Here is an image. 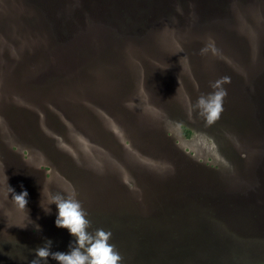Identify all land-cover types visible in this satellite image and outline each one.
I'll return each mask as SVG.
<instances>
[{
    "label": "trees",
    "instance_id": "1",
    "mask_svg": "<svg viewBox=\"0 0 264 264\" xmlns=\"http://www.w3.org/2000/svg\"><path fill=\"white\" fill-rule=\"evenodd\" d=\"M148 3H139L136 7L132 4L128 7L131 4L129 1H101L100 5L105 7L103 19L109 25L106 34V39L110 43L109 48L100 51L99 47L87 42L76 43L71 51L69 65L65 68H55L52 64L53 59L49 62L51 53L49 56L47 53H38L32 59L34 62L42 61L43 70L39 80H33L30 75L23 78L19 75L20 71L18 74L15 72L12 78L14 83L16 79L19 86L24 88L26 99L24 109L18 108L11 101L0 102V119L24 117L31 134H42L43 128L55 132L69 131L65 128V121L70 123L76 121L80 130L102 138L111 156H123L124 161L120 165L114 164L111 171L115 173L110 176L120 178V184L115 186L119 192L114 191L119 201L121 193H125L123 199L125 203H122L131 207H128L129 211L125 210L124 214L132 218L135 216L136 205L140 203L139 200L138 202L135 200L140 197L133 196L138 189L142 192L146 189L143 185L137 184L136 180L148 182V192L163 188L165 191L177 192L173 190V187L179 185L175 174L172 175L162 168L152 170L136 155L139 152L143 157L156 156L160 138L172 137L166 125L168 120L166 112L177 111L175 113L183 116L184 120L189 119L186 117L184 101L174 99L175 88L189 90L193 88L191 93L196 95L198 88H211L213 82L227 77L230 78V83L224 84L225 88L236 90L251 82L253 83L251 88H261L262 95L257 89L249 98L255 101L259 97L262 101L264 95V77L259 81L257 75L250 76L257 68H261L264 73V57L261 55V52L264 54V32L260 31V27L264 29V3L255 0L252 6L254 16L259 20H244L234 16L230 27L226 23L227 16L216 21L210 15L203 17L199 15L195 19L189 18L187 22L175 24V18L182 13L196 14L187 10L192 6L191 0H169L167 5H162V0H158L152 11V3L147 6ZM219 3L217 12L221 9L223 11L224 7L230 4L224 0H220ZM158 12L163 14L162 18L157 15ZM77 16L80 25L85 27L87 24L82 22L80 13ZM238 22H246L248 23L246 27L250 28L252 25L254 28L258 26V30L255 29L260 32V38L256 36L253 38L248 31L246 35L240 37L235 31V28L241 25ZM166 24L182 25L181 28H176L168 27ZM201 30L206 33L202 34ZM228 30L236 33L225 37ZM212 31L218 33V38L208 39L207 36ZM47 34L61 44L67 43L73 36L67 29L48 30ZM257 51L260 52V56L256 55ZM10 53L12 50H6L2 55L7 56L4 59L6 62L11 61L8 57ZM37 57L42 58L36 59ZM230 61H233L234 65ZM21 64V60L18 59V67ZM105 65L114 67L115 72H106ZM176 66L180 67V76L176 73L174 68ZM97 74L101 77L97 80L96 90L90 89L88 95L84 94L85 88L82 89L81 84H90ZM68 87L73 94V98L70 99L63 95V88ZM21 88L14 89L18 93ZM54 88L61 89L55 92ZM239 116L241 121L249 119L247 115ZM114 124L126 133L128 137L126 142L124 138L114 136ZM73 129L76 130L75 126ZM181 131L186 137L192 133V130L185 126L181 127ZM114 145H117V149ZM148 161L152 163L151 160ZM107 165L108 162H105V167ZM46 167L40 168L41 172L47 171ZM109 169L110 167L107 170ZM75 174L76 177L83 178L82 175ZM232 189L243 195L240 190L244 189L247 193L249 187L233 186ZM180 194L183 195V192ZM140 200L147 205L148 199ZM128 219L129 226L139 230L142 239L146 238L145 231H149L155 225L151 215L146 216L143 223ZM239 220L238 218L237 221ZM167 223L171 229L170 237L174 241H179L192 232L205 230L211 238L226 244L230 264H264V236L245 233V226L241 231L234 230L228 221L218 218L209 206L194 214L174 210L169 213Z\"/></svg>",
    "mask_w": 264,
    "mask_h": 264
},
{
    "label": "rangeland",
    "instance_id": "2",
    "mask_svg": "<svg viewBox=\"0 0 264 264\" xmlns=\"http://www.w3.org/2000/svg\"><path fill=\"white\" fill-rule=\"evenodd\" d=\"M164 1L169 4V0ZM203 1L207 2L203 5L209 10H206L207 14L200 15L213 16L216 21L227 16L226 23L229 27L234 16L244 20H259L254 16L255 12L252 8L255 0H224V2L229 1L230 4L219 12L217 11L220 0H198L196 5H200ZM147 2H149L147 6L152 3V11L158 0H131L128 7L132 4L136 7L139 3ZM257 2L264 3V0H257ZM80 3L81 1L76 0L78 9ZM163 13H166L165 9ZM157 15L162 18L163 14L158 12ZM177 18H175V24ZM238 24L241 25L235 28L237 33L228 30L225 37L234 33L241 37L248 31L253 38L255 36L260 38L258 26H255L256 30L254 25L251 28L246 27L248 24L246 22H238ZM181 25L168 24L167 26L181 28ZM2 27L0 25V34L3 36V41H0V55L3 46L7 50L13 47L12 33L5 32ZM260 31L264 32V29L260 27ZM201 32L206 33L203 30ZM207 37L214 40L218 38V33L212 31ZM2 55L0 64L1 61L8 63L4 60L7 56ZM256 55L260 56V52L257 51ZM261 55L264 57L262 52ZM230 63L234 65L233 61ZM174 68L179 75L180 67ZM192 89L175 88L174 93V99L184 101L186 117L189 119L184 120L183 116L175 113L177 111L166 112L168 118L166 125L172 137L160 138L156 156L143 157L139 152L136 155L152 170L162 168L172 175L175 174L179 185L173 187V190L183 192L184 200L188 201L185 203L188 213L195 212L196 209V212H201V205H192L206 200L214 214L228 221L234 230L241 231L245 226V233L264 236V95L261 96L262 101L259 97L253 101L244 88H237L241 92L226 88L224 114L215 123L208 125L194 106L199 96L207 95L213 89L198 88L196 95L191 93ZM257 89V92L262 95L261 88H255ZM25 100L24 88H21L18 93L14 88L0 89V102L11 101L18 108L24 109ZM154 108L157 109L156 106ZM239 115H247L249 119L241 121ZM4 118L0 119V250L28 248L33 244L39 246L43 245L45 239H50L53 246L54 236L59 231L54 223L57 208L55 204H50L48 207L51 211L48 214L42 208L47 207L49 194L59 193L66 196L73 191V187L86 188L88 185L103 191L109 184L114 186L116 192H119L115 186L120 184V178L111 177L110 174L115 173L111 171L114 164L120 165L124 158L117 155L111 156L102 138L91 136L80 130L76 121L71 123L65 121V128L69 131L51 130V132L43 128L42 134L36 132L31 134V129L27 127L24 117ZM182 126L192 130L190 136H184L181 131ZM113 131L116 138H124L126 142L128 137L121 127L114 124ZM163 143L164 146H162ZM114 148L117 149V145H114ZM105 162H108L106 167ZM45 167L46 173L41 172L40 168L45 169ZM109 167L110 169L107 170ZM75 173L78 176L82 175L83 178L76 177ZM136 183L148 185V182L141 180H136ZM7 186L12 188L15 194L27 191L26 209L18 208L12 200V193L7 196ZM233 186L236 188L248 186L249 190L246 193L244 189H241L240 192L243 195H240L232 189ZM214 190L217 191L214 192ZM80 202L83 205L85 201L80 200ZM117 202H119L118 197ZM84 210L86 213L89 211L85 206ZM99 210L103 212V209L99 208L96 209L98 211L96 214L102 216ZM116 213L117 216L120 215L119 211ZM27 215L33 223H29ZM238 218L239 221H237ZM26 224L27 226L24 227ZM36 225L39 226V230H36Z\"/></svg>",
    "mask_w": 264,
    "mask_h": 264
},
{
    "label": "water",
    "instance_id": "3",
    "mask_svg": "<svg viewBox=\"0 0 264 264\" xmlns=\"http://www.w3.org/2000/svg\"><path fill=\"white\" fill-rule=\"evenodd\" d=\"M79 1L81 3L78 9L76 0H0V25L3 26L5 32L12 33L11 39L13 42L12 49L7 50L3 46L1 52L2 55L6 50H12V53L8 55L11 61L8 63L1 61L0 64V89L21 88L16 79L15 83L12 80L15 72L18 74L19 71V75L23 78L30 75L33 80H39L43 70L42 61L37 60L34 62L32 59L38 53H47L48 56L51 53L49 62H52L53 59L52 64L55 68H65L69 65L71 51L76 43L87 42L90 45L99 47L100 51H106L109 48L110 43L106 39L109 25L103 19L105 7L100 5L101 1L104 0ZM123 1L131 3V0ZM191 1L192 6L187 10L196 14L182 13L178 16L177 22H187L189 18L195 19L200 14L208 13L206 10L209 9L203 5L207 3L206 1H203L200 5H196L198 0ZM163 4H166L164 0H162ZM78 13L83 17L81 18L82 22L87 24L85 27L80 25ZM62 29H67L73 34L67 40V43L61 44L47 34L48 30L59 31ZM2 37V34H0L1 42L3 41ZM38 58L41 59L42 57L36 59ZM18 59L22 62L20 67L17 65ZM104 70L109 73L115 72L114 67L107 65L104 66ZM254 75L259 77V81L264 77L261 68L255 69L250 76ZM95 77V80L91 81L90 84H81L82 89L85 88L83 89L84 94L88 95L90 89L92 91L96 90L97 80L101 75L97 74ZM20 80L21 78H19ZM252 86L253 83L247 82L242 88L251 95L255 91V88H251ZM55 89L61 88H54L53 90ZM63 89L64 97L73 98L69 87ZM237 90L241 92L239 89ZM144 187L146 188L145 191L142 192L138 189L133 197L146 198L148 203L145 205L140 198L135 199L137 202L139 200L140 203L135 207L133 218L126 217L124 214V211H129L128 207H131L122 203H125V200H123L125 193H121V199L117 202V196L111 184L106 186L103 191L89 185L86 188L78 186L72 188L77 194V199L82 202L85 201L82 207L85 206L89 210L87 213V218L91 222L89 231L94 232L96 229L111 231L112 238L109 243L114 244L119 251L122 256V264L231 263L228 262L229 252L226 244L211 238L205 230L192 232L179 241L172 240L167 217L174 210H184L185 213H188V210L185 209V203H188L187 199L184 200V195L180 194L181 191H165V188H163L148 192V185ZM195 205H201V209L204 210L209 204L206 200H203L200 204L194 203L192 206ZM99 208L103 209V212L99 210L102 216L96 214L98 212L96 209ZM116 211L120 212L119 216L116 215ZM148 215L153 217L155 225L149 231H145L146 238L142 239L140 231L129 226L128 218H131L133 222L137 220L143 223ZM53 242L50 251L67 253L70 251L69 245H74L75 238L69 234L67 229L59 228ZM37 247L33 244L28 248L1 249L0 264H31V261L35 258L34 250ZM47 264H58V262L49 257Z\"/></svg>",
    "mask_w": 264,
    "mask_h": 264
},
{
    "label": "clouds",
    "instance_id": "4",
    "mask_svg": "<svg viewBox=\"0 0 264 264\" xmlns=\"http://www.w3.org/2000/svg\"><path fill=\"white\" fill-rule=\"evenodd\" d=\"M230 83V78L224 77L213 82L210 87L212 92L198 97L195 109L203 116L208 125L215 123L223 112L224 99L227 96V90L224 84ZM7 181V177H6ZM7 185V183H6ZM12 193V200L19 209H26L28 203L27 191H21L15 194L14 190L7 186V196ZM50 204H55L57 208L56 219L54 221L57 228L67 229L69 234L75 238V243L70 244V251L52 252L50 251L52 241L45 239L42 246H38L35 252V258L31 264H47L49 257L58 262V264H122V256L114 244L109 243L112 238L111 231L96 229L89 231L91 222L87 218V213L77 199L75 190L69 194H49L47 207H42L46 214L50 213ZM29 223H33L28 219ZM28 223V224H29ZM27 224L24 226L26 227ZM23 227V228H24ZM36 230L39 226L36 225Z\"/></svg>",
    "mask_w": 264,
    "mask_h": 264
}]
</instances>
